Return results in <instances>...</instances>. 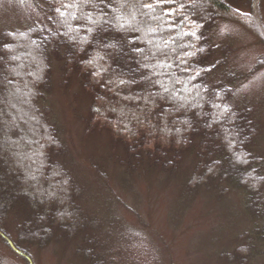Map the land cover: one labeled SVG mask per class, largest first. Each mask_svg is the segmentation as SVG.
<instances>
[{
    "label": "trees",
    "instance_id": "1",
    "mask_svg": "<svg viewBox=\"0 0 264 264\" xmlns=\"http://www.w3.org/2000/svg\"><path fill=\"white\" fill-rule=\"evenodd\" d=\"M250 1V12H241L237 0H93L96 7L84 5L76 16L91 13L100 19L94 25L55 11L59 7L63 12L62 3L71 0H49L47 26L0 35L2 243L26 264H34L27 247H46L51 238L64 243L63 248L73 246L75 259H84L78 264H163L158 254L144 248L138 231L115 241L112 225L81 207L85 187L72 175L69 149L42 104L52 92V45L65 48L61 73L66 82L61 87L74 74L82 81L89 101L86 134L106 131L114 147L124 150L125 158L105 156L108 163L126 174H175L188 162L187 191L226 184L245 194L250 217L264 220V172L261 158L251 151L258 134L253 110L235 109L233 89L206 82L212 54L207 34L216 20L240 21L264 38V0ZM143 4H153L155 10ZM134 13L144 20L137 23ZM193 30L199 39L190 34ZM22 46L35 49L32 58L18 50ZM10 111L25 126L15 123ZM29 129L31 136L25 139ZM43 180L54 192L39 184ZM248 241L253 239L237 246L234 262L245 264L252 256Z\"/></svg>",
    "mask_w": 264,
    "mask_h": 264
},
{
    "label": "rangeland",
    "instance_id": "2",
    "mask_svg": "<svg viewBox=\"0 0 264 264\" xmlns=\"http://www.w3.org/2000/svg\"><path fill=\"white\" fill-rule=\"evenodd\" d=\"M249 1L237 0L236 9L250 12ZM48 2L0 0V35L4 32L24 33L34 25L47 26ZM78 10L69 8L63 12L65 15L77 14ZM133 16L137 23L144 20L137 13ZM261 17L264 36V3ZM207 40L212 54L207 60V68L211 70L207 71L206 82L212 88L233 89L230 103L235 109L253 110L258 134L251 151L261 158L260 169L264 172V42L261 41L264 38L262 35L259 38L240 21L218 19L209 30ZM18 50L32 58L35 49L22 46ZM64 56L65 48L56 45L48 48L52 92L42 104L49 109V118L69 149L68 166L72 175L85 187L81 207L93 215L96 211L104 223L111 224L110 236L115 241L129 235L134 237L138 231L144 236V248L158 254L163 264H238L232 255L243 239L250 238L253 241L248 243L253 254L245 264H264V220L249 216L242 191L230 189L226 184L221 187L201 185L194 191H187L192 167L188 162L183 163L175 174L140 171L126 174L108 163L105 156L111 160L125 158L124 150L114 147L106 131H99L93 137L86 134L89 101L84 95L81 79L74 77L75 74L66 87H61L65 81L61 73ZM10 99L14 100L13 97ZM14 114L10 111L13 121L24 125L20 115ZM6 134L16 139L12 132ZM30 134L29 129L22 137L29 139ZM39 184L46 191L54 192L48 181ZM262 193L264 196V190ZM4 197L5 192H0V201ZM54 239L51 238L53 243L46 247L34 243L27 247L34 264L84 261L79 256L75 259L73 246L63 248L64 243L56 244L58 240ZM23 259L0 240V264H26Z\"/></svg>",
    "mask_w": 264,
    "mask_h": 264
},
{
    "label": "snow or ice",
    "instance_id": "3",
    "mask_svg": "<svg viewBox=\"0 0 264 264\" xmlns=\"http://www.w3.org/2000/svg\"><path fill=\"white\" fill-rule=\"evenodd\" d=\"M102 2H103V0H102ZM163 2H171V0H156L157 4L158 3H163ZM87 4H92L93 7L97 6V5H95L93 3V0H71V2H69V3H62V7L65 8L66 10L69 9V8L82 9L84 7V5H87ZM141 6L142 7H146L148 9H150V10H153V11L155 10L153 4H143ZM55 11L57 13H59L60 16H62V17L65 15V13L62 12L61 8H59V7H57L55 9ZM68 18L71 19V20H76L78 18H83V19H86L87 21L91 22L94 25H98L100 23V19L99 18L93 19V16H92L91 13L81 12V17H77L75 12H71V13H69ZM117 22L120 23L119 18H118ZM125 22H128L127 18H125ZM63 23L67 25L68 24V20L67 19L64 20ZM68 26H69V28H71L70 25H68ZM123 26H124L123 23H120V27L123 28ZM200 27H202V25H197V29L200 28ZM88 31L89 32H93V31H95V29L94 28H88ZM190 34L192 36H195L197 39H199V37L197 36L196 30H193ZM3 47L6 49L8 47V45L5 44ZM196 51H203V49H197ZM195 54H196V52H192L191 53V55H195ZM208 70L210 71L211 69H208ZM196 75L198 76L199 73H196ZM192 79H195V76H193ZM121 83H123V81H121ZM165 91H167V89H165ZM230 146H231V144H230Z\"/></svg>",
    "mask_w": 264,
    "mask_h": 264
}]
</instances>
